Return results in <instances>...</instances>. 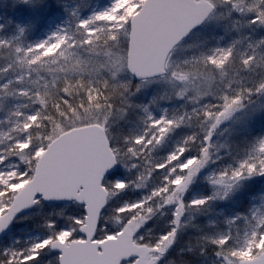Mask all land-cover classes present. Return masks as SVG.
<instances>
[{
    "label": "snow or ice",
    "instance_id": "6c2138e0",
    "mask_svg": "<svg viewBox=\"0 0 264 264\" xmlns=\"http://www.w3.org/2000/svg\"><path fill=\"white\" fill-rule=\"evenodd\" d=\"M0 264H264V0H0Z\"/></svg>",
    "mask_w": 264,
    "mask_h": 264
}]
</instances>
